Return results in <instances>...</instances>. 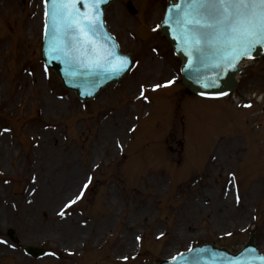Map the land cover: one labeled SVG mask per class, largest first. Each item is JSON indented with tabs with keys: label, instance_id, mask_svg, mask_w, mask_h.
<instances>
[{
	"label": "rangeland",
	"instance_id": "374dc122",
	"mask_svg": "<svg viewBox=\"0 0 264 264\" xmlns=\"http://www.w3.org/2000/svg\"><path fill=\"white\" fill-rule=\"evenodd\" d=\"M167 1L107 7L135 67L80 102L43 68L44 0H0V264H158L204 244L234 253L252 232L264 253V58L233 95L190 96L157 27Z\"/></svg>",
	"mask_w": 264,
	"mask_h": 264
},
{
	"label": "snow or ice",
	"instance_id": "6c2138e0",
	"mask_svg": "<svg viewBox=\"0 0 264 264\" xmlns=\"http://www.w3.org/2000/svg\"><path fill=\"white\" fill-rule=\"evenodd\" d=\"M85 2L91 5L90 13H83L79 8L74 7L77 3ZM102 2L106 0H51L53 5L51 9L52 52L58 54L54 58L59 59L63 56L72 66L77 63V53L90 51V43L81 41L78 37L87 36L89 33L95 34L98 27H102L98 11V4ZM174 7L177 11L173 23L179 29V37L198 60L203 52L212 49L224 63L236 66L239 59L245 56L251 57L258 46H264V0H181V4L174 5ZM45 15H49L48 11ZM164 23H168L167 13ZM45 28L47 30V25ZM105 39L107 40L108 37L106 36ZM112 47L114 49L117 46L113 44ZM116 55L114 51L98 55L92 64L93 70L111 65V57ZM119 60L120 63L112 67L110 74L105 73V79L110 78V75H117L130 67H135L127 57H119ZM79 66L88 67L82 59L79 60ZM166 83L172 84L173 81ZM160 87L159 84L152 85L153 89ZM146 91L145 86L140 85L139 98L147 100ZM88 94L91 95V93ZM241 106L250 107V104ZM87 187L86 183L84 188ZM82 195H84L83 189L74 199L69 200L64 208L70 207ZM237 201L239 202L238 196ZM60 215L62 218L66 215L63 209ZM163 235L164 233H160V236ZM136 240L140 241L141 237L137 236ZM3 243L7 242L3 241ZM50 255H55V253H50ZM123 259L127 260L128 257Z\"/></svg>",
	"mask_w": 264,
	"mask_h": 264
},
{
	"label": "water",
	"instance_id": "95a60500",
	"mask_svg": "<svg viewBox=\"0 0 264 264\" xmlns=\"http://www.w3.org/2000/svg\"><path fill=\"white\" fill-rule=\"evenodd\" d=\"M44 13L48 11L49 15H45L43 41L42 43V58L47 69L54 71L60 79L62 86L75 93L76 97L81 100L92 99L97 91L103 87L117 83L122 76L128 71L110 75V78L105 79V73H111L112 67L120 63L119 57H127L131 63V55H122L113 37L108 33L103 22L104 9L112 0H106L98 4V11L100 13V21L102 27H98L95 34L81 35L78 38L81 41L90 43V51L77 53V63L70 66L69 62L61 56L59 59L54 58L55 54L52 52L53 43V28L51 9L53 7L51 0H45ZM181 4V0L176 2H169L166 13L168 16V23H164V19L160 25L162 34L167 37L173 52L176 57L181 59L180 74L183 85L193 94L204 97H222L237 87V78L241 71L239 63L244 59L258 58L264 55V46H258L251 54V57L245 56L237 61L236 66H231L224 63L218 55L214 54V50L210 49L200 55L199 60L197 56L191 52V49L182 42L179 37V29L173 20L177 9L174 5ZM83 13H90L92 11L91 5L87 2L74 5ZM129 7V6H128ZM131 11L132 8L129 7ZM79 31V30H77ZM108 37L106 40L105 37ZM71 39V37H69ZM117 47L113 49L112 45ZM109 51H114L117 55L111 57V65H105L103 68L93 70L92 64L98 55H104ZM83 60L87 68L79 66V60ZM88 93H91L89 95ZM254 237H250L248 242L237 254H232L226 249H219L215 246L205 245L198 248H193L185 253L175 256V259L163 260L160 264H264V256L258 253L254 245ZM25 251L29 255L42 256L44 250L28 247Z\"/></svg>",
	"mask_w": 264,
	"mask_h": 264
},
{
	"label": "bare ground",
	"instance_id": "6f19581e",
	"mask_svg": "<svg viewBox=\"0 0 264 264\" xmlns=\"http://www.w3.org/2000/svg\"><path fill=\"white\" fill-rule=\"evenodd\" d=\"M35 200H36V198H33L32 199V201H33V205L32 206H30V207H23V209L25 210V213H26V215L28 216L27 218V220H29V221H32V219H33V214H32V212L35 210V208L37 207L36 205H35V207H34V203H35Z\"/></svg>",
	"mask_w": 264,
	"mask_h": 264
}]
</instances>
